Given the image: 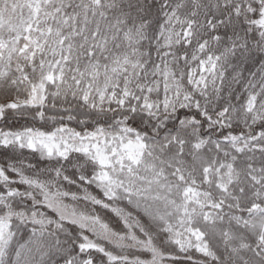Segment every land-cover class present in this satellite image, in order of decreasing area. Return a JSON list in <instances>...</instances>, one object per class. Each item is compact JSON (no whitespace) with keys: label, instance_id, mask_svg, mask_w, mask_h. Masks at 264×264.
Wrapping results in <instances>:
<instances>
[{"label":"snow or ice","instance_id":"obj_1","mask_svg":"<svg viewBox=\"0 0 264 264\" xmlns=\"http://www.w3.org/2000/svg\"><path fill=\"white\" fill-rule=\"evenodd\" d=\"M0 264H264V0H0Z\"/></svg>","mask_w":264,"mask_h":264}]
</instances>
